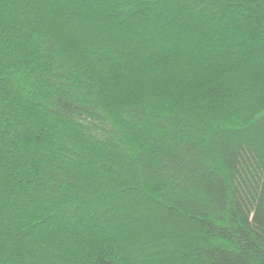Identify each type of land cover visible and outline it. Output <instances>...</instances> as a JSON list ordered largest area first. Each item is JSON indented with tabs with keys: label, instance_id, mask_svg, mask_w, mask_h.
Masks as SVG:
<instances>
[{
	"label": "trees",
	"instance_id": "1",
	"mask_svg": "<svg viewBox=\"0 0 264 264\" xmlns=\"http://www.w3.org/2000/svg\"><path fill=\"white\" fill-rule=\"evenodd\" d=\"M0 264H264V0H0Z\"/></svg>",
	"mask_w": 264,
	"mask_h": 264
}]
</instances>
